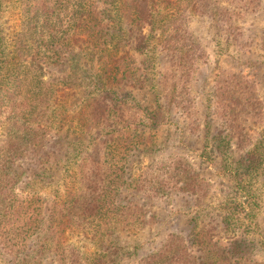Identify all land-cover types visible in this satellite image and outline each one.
I'll list each match as a JSON object with an SVG mask.
<instances>
[{"label":"trees","instance_id":"obj_1","mask_svg":"<svg viewBox=\"0 0 264 264\" xmlns=\"http://www.w3.org/2000/svg\"><path fill=\"white\" fill-rule=\"evenodd\" d=\"M14 1L0 0V264H120L121 238L151 224L148 200L174 195L193 200L187 227L137 264H264L251 239L264 206V70L222 69L200 106L187 89L205 57L194 16L215 24L217 51L250 50L239 21L262 0H16L10 30ZM259 49L264 69V35ZM175 108L203 140L199 162L163 155L136 174ZM211 177L228 187L221 214L202 206L217 194Z\"/></svg>","mask_w":264,"mask_h":264},{"label":"rangeland","instance_id":"obj_2","mask_svg":"<svg viewBox=\"0 0 264 264\" xmlns=\"http://www.w3.org/2000/svg\"><path fill=\"white\" fill-rule=\"evenodd\" d=\"M22 10L19 3L15 0L9 6L6 7L4 14V26L10 30H17L21 27ZM240 24L243 27L246 38L248 40L254 39L256 42L253 48L250 50H241L238 47L232 46L230 50L217 51V29L215 24L206 16L196 15L192 19L189 28L196 34L200 45L202 46L205 57L199 60L193 67V72L190 73L189 79L192 75V83L188 86L189 98L196 101L197 105L203 101V98L207 95H211L213 90L214 80L216 75L226 68H233L235 70H243L244 72L257 74L262 76L263 66L260 64L261 52L259 46L261 38L264 35V0H262L261 8L256 13H248L241 17ZM172 65L168 60H164L161 65V70L171 72ZM185 68V69H184ZM183 70L184 75L189 73L188 67L180 68ZM174 70V67L172 68ZM180 71V72H181ZM179 71H174L173 74H177V78L183 76ZM188 76V75H187ZM134 97L140 102L141 107L151 106L150 91L148 89L141 92H134ZM134 104H129L127 109L130 116L138 120L140 110L133 108ZM138 111V112H137ZM172 123L165 126L163 132L159 136L157 143L158 150L153 156L138 157L133 165L134 172L136 174L141 173L150 163H154L155 160H159V157L163 155H178L187 153L191 161L197 163L200 160V155L203 149V140L201 137H197L190 132V121L186 118L181 109L175 108L172 113ZM185 130L184 144L177 146L176 137L182 130ZM178 133V134H177ZM201 136V135H200ZM212 172H215V166L211 167ZM207 176H211L210 170H206ZM218 184L216 185L217 194L210 199H207L202 206H206V212L212 211L213 214H221L219 206L221 201L228 191V187L222 183V179L211 177ZM46 194H49L47 191ZM193 204V200H187L182 195H174L171 199L154 198L148 200V210L151 214L152 221L147 228L135 235L124 236L121 238L124 245L128 246L129 251L125 255L120 257V264H137L140 256L153 250L171 231L176 227L186 228L190 218L193 214V209L190 207ZM259 223V232L253 234L251 239H254L256 244L261 245L258 249L257 256L263 258L264 262V206L263 213L256 219ZM258 246V247H259ZM138 248V252L132 255L133 248ZM262 248V249H261Z\"/></svg>","mask_w":264,"mask_h":264}]
</instances>
